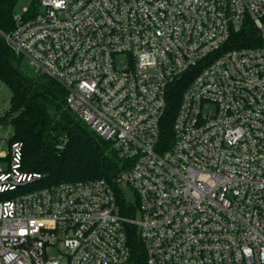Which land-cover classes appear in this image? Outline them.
Masks as SVG:
<instances>
[{
    "label": "built area",
    "instance_id": "built-area-1",
    "mask_svg": "<svg viewBox=\"0 0 264 264\" xmlns=\"http://www.w3.org/2000/svg\"><path fill=\"white\" fill-rule=\"evenodd\" d=\"M14 21L122 168L17 193L42 175L0 151V264H135L131 232L146 264H264V0H38Z\"/></svg>",
    "mask_w": 264,
    "mask_h": 264
},
{
    "label": "trees",
    "instance_id": "trees-1",
    "mask_svg": "<svg viewBox=\"0 0 264 264\" xmlns=\"http://www.w3.org/2000/svg\"><path fill=\"white\" fill-rule=\"evenodd\" d=\"M17 2L0 0V30L4 33L9 34L15 26ZM37 7L38 0H33L30 10L35 12ZM256 38L258 30L251 25L237 40L249 45ZM24 59L0 33V80L11 90V107L0 116V121L13 125L10 144L22 143L21 170L42 175L20 186L17 193L63 181L112 179L122 168V160L112 143L67 106V92L59 82L47 75L24 70ZM182 90L180 86L174 94L171 119ZM122 210L129 213L124 202ZM136 235L131 232L135 264H146L143 244Z\"/></svg>",
    "mask_w": 264,
    "mask_h": 264
},
{
    "label": "rangeland",
    "instance_id": "rangeland-1",
    "mask_svg": "<svg viewBox=\"0 0 264 264\" xmlns=\"http://www.w3.org/2000/svg\"><path fill=\"white\" fill-rule=\"evenodd\" d=\"M33 0H18L16 5V12H23L26 8L30 7ZM23 68L29 73L36 74L37 68L30 62V59L25 58L23 61ZM11 107V90L5 85L0 90V116H3ZM13 133V125L11 122H2L0 121V151L8 154L10 151V143L9 137L12 136ZM3 166L9 164L8 159L0 160ZM122 189L126 198V201L129 205L134 206L136 208L133 213L130 211L131 217L135 219L141 218V212L138 206V198L134 189L125 183H122Z\"/></svg>",
    "mask_w": 264,
    "mask_h": 264
},
{
    "label": "water",
    "instance_id": "water-1",
    "mask_svg": "<svg viewBox=\"0 0 264 264\" xmlns=\"http://www.w3.org/2000/svg\"><path fill=\"white\" fill-rule=\"evenodd\" d=\"M0 32H1V30H0Z\"/></svg>",
    "mask_w": 264,
    "mask_h": 264
}]
</instances>
